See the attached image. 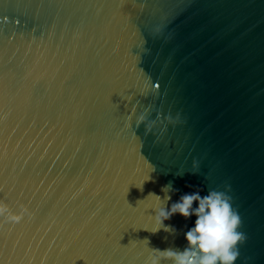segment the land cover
Returning <instances> with one entry per match:
<instances>
[{
	"label": "water",
	"instance_id": "obj_1",
	"mask_svg": "<svg viewBox=\"0 0 264 264\" xmlns=\"http://www.w3.org/2000/svg\"><path fill=\"white\" fill-rule=\"evenodd\" d=\"M212 189L264 264V0H0V264H150Z\"/></svg>",
	"mask_w": 264,
	"mask_h": 264
},
{
	"label": "clouds",
	"instance_id": "obj_2",
	"mask_svg": "<svg viewBox=\"0 0 264 264\" xmlns=\"http://www.w3.org/2000/svg\"><path fill=\"white\" fill-rule=\"evenodd\" d=\"M166 188L172 191L171 184L162 188V191ZM170 199L166 195L165 200ZM194 203L198 205L195 208ZM5 211V207L0 205V215ZM154 211V220L159 227L153 233L163 229L175 234V228L166 226L164 222L176 214L184 219L195 216L196 220L194 227L185 234L187 246L182 251L174 248L152 249L158 255L149 257L150 264H236L239 245L245 240V236L239 231L240 216L233 209L225 192L212 189L204 196H201L199 190L185 193L170 209L160 207ZM8 219L18 223L22 216L9 215Z\"/></svg>",
	"mask_w": 264,
	"mask_h": 264
}]
</instances>
